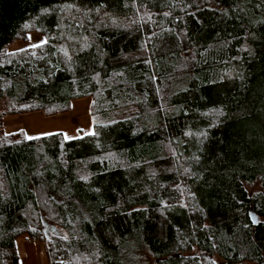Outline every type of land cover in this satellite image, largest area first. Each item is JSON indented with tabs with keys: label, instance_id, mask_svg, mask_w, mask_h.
<instances>
[{
	"label": "trees",
	"instance_id": "trees-1",
	"mask_svg": "<svg viewBox=\"0 0 264 264\" xmlns=\"http://www.w3.org/2000/svg\"><path fill=\"white\" fill-rule=\"evenodd\" d=\"M84 98L75 139L4 129ZM21 237L48 264H264V0H0V264Z\"/></svg>",
	"mask_w": 264,
	"mask_h": 264
},
{
	"label": "rangeland",
	"instance_id": "rangeland-1",
	"mask_svg": "<svg viewBox=\"0 0 264 264\" xmlns=\"http://www.w3.org/2000/svg\"><path fill=\"white\" fill-rule=\"evenodd\" d=\"M44 41L45 38L43 36L33 33L29 36L28 44L16 42L11 46V50L33 47ZM74 102L75 104L71 115L46 118L41 113H35L32 115L33 117L20 119V121L18 120L19 123H21H17L15 127L9 128V124L7 123L4 129L8 133L10 131L25 130L28 136L36 138L61 133L66 140L75 139L79 135L90 133L92 131V124L88 112L86 113L89 106L88 98L79 99ZM34 123L36 127L40 125L39 128L43 129L40 131L36 129L35 131V129L29 125ZM253 218L257 220L256 217ZM16 250L20 264H48L44 247L41 243L28 241L24 237H21L16 241Z\"/></svg>",
	"mask_w": 264,
	"mask_h": 264
},
{
	"label": "crops",
	"instance_id": "crops-1",
	"mask_svg": "<svg viewBox=\"0 0 264 264\" xmlns=\"http://www.w3.org/2000/svg\"><path fill=\"white\" fill-rule=\"evenodd\" d=\"M89 100V99H88ZM74 104H75V102L74 103H72V109L74 108ZM74 111V110H73ZM88 112V110L86 111V113ZM71 113H72V111L69 113V114H66V116H68V115H71ZM32 115H34V114H29V115H24V116H14V117H8V118H6L5 120H4V122H3V126H5L7 123L9 124V128H12V127H15L16 126V124L17 123H19V121H20V119H26L27 117H33ZM75 115L77 116V114L75 113ZM85 115H87V114H85ZM84 116V115H83ZM19 120V121H18ZM30 121V120H29ZM21 123V122H20ZM19 123V124H20ZM18 124V125H19ZM32 128H34L35 129V131H36V129L37 130H42L43 128H39V126L38 127H36V124L34 123V124H29ZM6 127V126H5ZM24 132H25V134H26V136H27V138L28 137H32V136H28L27 135V132L25 131V130H23ZM11 132H15V131H10L9 133H11ZM33 138H36V137H33ZM32 138V139H33ZM19 264H20V262H19Z\"/></svg>",
	"mask_w": 264,
	"mask_h": 264
},
{
	"label": "snow or ice",
	"instance_id": "snow-or-ice-1",
	"mask_svg": "<svg viewBox=\"0 0 264 264\" xmlns=\"http://www.w3.org/2000/svg\"><path fill=\"white\" fill-rule=\"evenodd\" d=\"M33 137H28V139H32Z\"/></svg>",
	"mask_w": 264,
	"mask_h": 264
}]
</instances>
